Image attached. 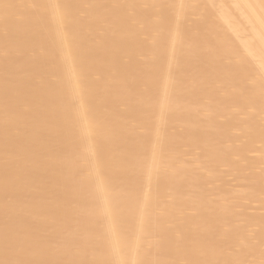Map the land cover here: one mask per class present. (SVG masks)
<instances>
[{
	"label": "bare ground",
	"instance_id": "bare-ground-1",
	"mask_svg": "<svg viewBox=\"0 0 264 264\" xmlns=\"http://www.w3.org/2000/svg\"><path fill=\"white\" fill-rule=\"evenodd\" d=\"M0 215V264H264V0H0Z\"/></svg>",
	"mask_w": 264,
	"mask_h": 264
},
{
	"label": "rangeland",
	"instance_id": "rangeland-1",
	"mask_svg": "<svg viewBox=\"0 0 264 264\" xmlns=\"http://www.w3.org/2000/svg\"><path fill=\"white\" fill-rule=\"evenodd\" d=\"M30 141H31V140H30ZM30 141H29V142H30ZM29 144H30V143H29ZM27 145H28V142H27ZM0 218H1V215H0Z\"/></svg>",
	"mask_w": 264,
	"mask_h": 264
}]
</instances>
